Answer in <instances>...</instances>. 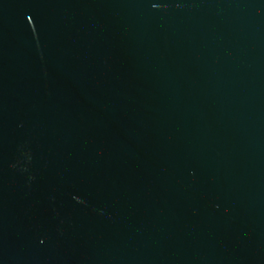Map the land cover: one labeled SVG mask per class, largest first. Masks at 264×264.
Instances as JSON below:
<instances>
[{"label":"water","instance_id":"1","mask_svg":"<svg viewBox=\"0 0 264 264\" xmlns=\"http://www.w3.org/2000/svg\"><path fill=\"white\" fill-rule=\"evenodd\" d=\"M0 264H264V0H0Z\"/></svg>","mask_w":264,"mask_h":264}]
</instances>
